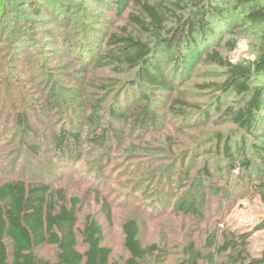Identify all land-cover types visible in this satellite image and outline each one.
<instances>
[{"label": "rangeland", "instance_id": "1", "mask_svg": "<svg viewBox=\"0 0 264 264\" xmlns=\"http://www.w3.org/2000/svg\"><path fill=\"white\" fill-rule=\"evenodd\" d=\"M119 1L0 0V185L20 179L80 198L79 226L94 215L114 261L129 255L122 231L129 219L138 221L144 246L166 249L162 264H186L183 248L192 241L206 256L201 264H222L216 249L231 232L245 234L249 255L261 257L264 194L254 184L264 174L256 173L250 183L236 179L238 171L229 174L215 149L218 133L243 140L247 157L264 173L254 150L264 149V109L257 135H246L223 115L226 106H241L244 98L203 88L226 78V69L207 63L206 54L216 49L232 63H250L261 45L260 31L223 32L178 64L172 52L159 49L175 73L174 91L139 88L132 73L116 74L96 63L108 36L131 10ZM233 39L237 44L230 50L225 43ZM142 93L156 115L145 128L132 116L143 103ZM174 99L188 103L187 117L175 113ZM193 105L211 113L196 114ZM21 112L37 136L30 140L37 149L22 141L16 119ZM118 113L130 114L128 120H112ZM109 127L123 136H109L107 146L92 144ZM61 130L78 134L81 148L56 149ZM207 166L211 181L202 173ZM103 200L111 204V222ZM38 255L54 263L57 252L44 246Z\"/></svg>", "mask_w": 264, "mask_h": 264}, {"label": "trees", "instance_id": "2", "mask_svg": "<svg viewBox=\"0 0 264 264\" xmlns=\"http://www.w3.org/2000/svg\"><path fill=\"white\" fill-rule=\"evenodd\" d=\"M119 4L131 10L124 23L108 36L104 49L96 55V63L116 74L132 73V84L139 88L147 86L151 90L174 91L171 76L175 73L165 65L159 49L172 52L178 64L186 55L223 32L236 35L235 32L248 28L259 30L261 45L256 59L250 63H232L216 49L208 52L205 61L226 69V78L220 83L203 85V88L223 96L233 93L243 97L241 106L223 109L224 118L244 134L257 135L259 115L264 109V0H120ZM236 16L241 19L234 22ZM236 44V39L225 43L230 50ZM140 98L144 99L143 103L135 107L132 116L145 128L154 123L156 115L148 103L149 96L142 93ZM219 103L218 109L224 104ZM173 105L179 106L175 111L179 117H187L188 103L174 99ZM193 107H197L196 114L207 117L211 113L196 105ZM129 115L118 113L112 120L123 123ZM16 119L27 149H37L30 143L37 136L32 132L27 116L21 112ZM94 122L91 119V123ZM109 136H123V133L109 127L102 135L93 137L92 144L107 146ZM54 139L55 148L60 151L76 152L81 148V137L69 130H61ZM215 150L223 156L229 174L238 171L235 175L238 180L250 183L256 173L264 174L247 157L243 140L234 141L231 135L218 133ZM254 150L264 166V149L255 147ZM202 173L210 181L214 177L208 166ZM254 188L264 194V179L254 184ZM80 204V198L68 197L62 189L46 184H30L20 179L2 183L0 264H148L151 259L158 264L164 262L166 249L158 244L144 246L135 219L127 220L122 226L124 247L129 255L121 261H114L112 250L102 244L103 227L95 216L88 215L83 227L79 226ZM101 207L111 222L113 211L109 201H101ZM191 211L189 208L188 213ZM211 244L208 241V245ZM44 246L56 249L54 263L38 255V250ZM216 250L224 257L222 264H264V253L258 258L249 255L245 234L231 232ZM183 255L187 258L186 264H201L206 260L193 241L183 248Z\"/></svg>", "mask_w": 264, "mask_h": 264}]
</instances>
